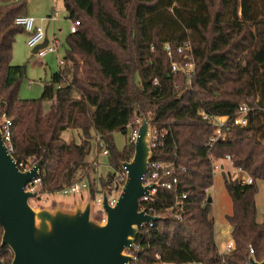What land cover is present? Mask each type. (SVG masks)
I'll return each instance as SVG.
<instances>
[{
  "label": "trees",
  "instance_id": "trees-1",
  "mask_svg": "<svg viewBox=\"0 0 264 264\" xmlns=\"http://www.w3.org/2000/svg\"><path fill=\"white\" fill-rule=\"evenodd\" d=\"M3 1V0H0ZM68 19L78 21L67 39L62 65L44 85L37 100L19 98L26 66H13L16 38L25 34L16 24L27 16L26 3L0 6V103L12 122L11 154L22 171L39 161V187L53 194L90 176L89 193L111 186L115 174L97 183L87 159L95 135L110 149V165L119 170L133 159L134 145L116 151L110 135L126 133L135 114L151 115L153 130L164 134L152 161L175 163L179 191L187 195L181 221L170 212L175 195L160 189L150 208L161 218L136 238L128 254L131 264H245L250 246L264 260V220L259 222L257 182H264V0H63ZM190 42L196 73L187 78L171 71L164 47L175 61L177 48ZM157 79L158 84H155ZM49 102L50 108L45 109ZM241 107L252 112L247 127L235 126ZM200 112L229 117L219 140ZM77 130L81 143H68L62 134ZM152 130V131H153ZM232 157L233 167L255 183L243 185L224 174L232 214L227 216L235 249L221 254L207 191L214 184L209 156ZM0 264L14 255L1 247ZM161 256V259H158Z\"/></svg>",
  "mask_w": 264,
  "mask_h": 264
},
{
  "label": "water",
  "instance_id": "water-1",
  "mask_svg": "<svg viewBox=\"0 0 264 264\" xmlns=\"http://www.w3.org/2000/svg\"><path fill=\"white\" fill-rule=\"evenodd\" d=\"M48 43L45 40L33 54ZM141 119L133 159L122 163L127 178L115 207L109 206L104 193L105 223L93 211L92 203L36 212L30 201L38 200L39 194L27 188L39 180L42 161L22 171L0 130L1 247L12 251V264H131L134 256L128 252L134 250L138 234L144 226L161 220L139 211L140 200L151 190L144 185V178L153 159L154 122L151 115L141 114ZM250 264H264V260L250 257Z\"/></svg>",
  "mask_w": 264,
  "mask_h": 264
},
{
  "label": "built area",
  "instance_id": "built-area-1",
  "mask_svg": "<svg viewBox=\"0 0 264 264\" xmlns=\"http://www.w3.org/2000/svg\"><path fill=\"white\" fill-rule=\"evenodd\" d=\"M16 2L22 0H15ZM16 24L24 29L25 34L28 36L27 46L34 50L39 45L43 44L46 40V34L43 27L38 23V21L31 16L20 17L16 20ZM80 23L78 21L73 22L70 28V34H76L78 31V27ZM60 41L53 37V40L48 43V45L44 48H41L37 52V56L40 58H45L50 54H56L57 49L60 46ZM165 51L168 53L170 58L171 71L174 74H181L187 78V83L191 85L192 79L196 73V61L193 52V48L190 42L185 43L177 48V53L181 56V61H175L172 54V48L169 44H166L164 47ZM62 60L59 65H62ZM158 84L157 79L154 82ZM252 112V109L249 107H241L233 119V123L235 126L247 127L249 124V116ZM201 119L207 124L211 125L215 130V136L211 139L210 143L207 147L212 148L219 140L225 141L227 135L224 132L228 122L231 120L229 117L223 116H211L206 114L205 112H200ZM141 115L135 114V117L132 122L127 125V130L131 132V139L135 142L138 137V130L141 125ZM11 127L12 122L9 119L5 110H2L0 103V130L7 145L9 151H12L11 148ZM164 137L163 133H160L157 130L152 131L151 136V148L152 151L157 149L161 143L162 138ZM95 143L98 145L99 151L101 155L105 158H110V149L103 137V135L97 133L95 135ZM214 175L220 171V169H224L223 166L221 168L218 166V162L227 161L233 167L232 157L227 156L224 160H216L212 155L209 156ZM112 168L111 165H109ZM100 164L98 160H95L91 164V172L93 176L99 171ZM234 171L230 173L234 176V179L240 181L243 185H253L255 183L254 179L249 176L246 172L234 168ZM179 170L175 163H161L151 161L149 165L148 173L144 178V185L150 187L151 190L149 194L143 197L140 200L139 211H144L151 216H157L156 212L151 209L149 206L151 203L155 201V196L158 194L160 189H166L171 191L175 195L174 204L170 209L171 214L179 221L183 219V215L185 212V204L187 200L186 194H181L179 191ZM28 171V170H25ZM112 173L115 174L113 182L111 186L107 189H102L100 186L97 189V193L93 199V204L99 207V211L96 213L99 214L102 222H106V214L104 211V193L106 192V196L108 197V202L110 207H115L117 204L118 198L123 190L126 178L127 171L121 165L120 169L114 170L112 168ZM229 174V175H230ZM95 179V178H94ZM40 184V180L35 181L31 185L28 186L27 191L34 193L36 191V185ZM90 189V176L87 175L81 182L75 183L74 185L62 190L61 192L64 194H78L83 197L84 190L89 192ZM158 217V216H157ZM154 223H150L149 225L144 226L143 230L153 228ZM142 230V231H143ZM141 231V232H142ZM134 249H139L135 244ZM235 249L234 241H231L226 247L225 251H220L221 254H230ZM250 257H254V250L250 246L249 248V260L245 264H250ZM158 259H161V256H158ZM136 260V257H134ZM166 264V263H162Z\"/></svg>",
  "mask_w": 264,
  "mask_h": 264
},
{
  "label": "rangeland",
  "instance_id": "rangeland-1",
  "mask_svg": "<svg viewBox=\"0 0 264 264\" xmlns=\"http://www.w3.org/2000/svg\"><path fill=\"white\" fill-rule=\"evenodd\" d=\"M15 0L0 1V6L4 2L11 3ZM26 3L28 16L35 18L38 23L43 27L49 42L53 37L60 41V46L56 54H50L45 58H40L33 54V50L27 46L28 36L26 34L18 35L16 38L14 53H13V66H26V76L20 82L19 98L21 100H37L42 97L44 85L51 81L52 74H55L60 69V61L65 57L67 50V39L70 36V28L73 21L68 19V13L64 7L63 0H23ZM50 108V103L45 104V109ZM62 138L68 142L81 143V134L77 130H68L62 134ZM113 140L116 151L118 153L134 145L131 139V132L127 131L122 133L116 131L110 135ZM135 147V146H134ZM98 160L100 167L99 171L93 178L97 183L101 177H106L112 173L110 168V158H105L101 155L98 145L93 144V150L88 157V163L92 164ZM218 166L224 167L214 175V184L207 191L208 197L212 199L211 204V217L215 224L216 241L220 251H225V247L232 241L231 228L227 222V216L232 214V201L227 193L224 181V174L229 175L234 171L233 167L227 161L218 162ZM230 178L235 177L231 174ZM258 193L256 196V204L258 210V220H264V182H257ZM39 194L38 200L30 201L31 207L36 211L54 210L59 206H73L76 203H92L93 199L87 190H84L83 197L78 194H64L58 193H45L41 190L39 185H36V191ZM93 211H99V207L93 205Z\"/></svg>",
  "mask_w": 264,
  "mask_h": 264
},
{
  "label": "crops",
  "instance_id": "crops-1",
  "mask_svg": "<svg viewBox=\"0 0 264 264\" xmlns=\"http://www.w3.org/2000/svg\"><path fill=\"white\" fill-rule=\"evenodd\" d=\"M55 37V36H54ZM46 38H47V36H46ZM53 39V38H52ZM46 40H48V39H46ZM217 242V241H216Z\"/></svg>",
  "mask_w": 264,
  "mask_h": 264
}]
</instances>
